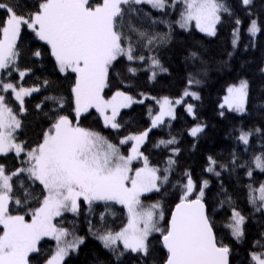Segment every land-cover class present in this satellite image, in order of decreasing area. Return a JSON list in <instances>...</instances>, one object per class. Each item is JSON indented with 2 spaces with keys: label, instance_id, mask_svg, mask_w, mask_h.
<instances>
[{
  "label": "snow or ice",
  "instance_id": "obj_1",
  "mask_svg": "<svg viewBox=\"0 0 264 264\" xmlns=\"http://www.w3.org/2000/svg\"><path fill=\"white\" fill-rule=\"evenodd\" d=\"M239 4L249 17L246 31L252 39L245 45L247 50L255 47L264 24L252 10L254 0H239ZM178 6V19H168ZM152 10L160 15L154 17ZM0 12V157L11 154L19 162L11 171L0 163V264H32L33 259L44 255L42 242L46 240L54 241L55 248L43 264H66L86 239L77 234L76 220L71 228L64 225L66 214L76 218L83 215L87 235L110 254L111 260L97 258V264H127L130 258L137 264H232L234 247L219 236L214 217L220 210L230 213L221 227L238 245L246 239L248 217L236 206L221 177L243 169L250 181L244 186L247 202L264 218V182L254 186V173L264 174V143L258 154L251 152L247 159L236 148L227 161L211 155L206 158L203 172L219 182L211 211L207 199L210 179L194 178L192 171L185 169L173 180L181 151L175 147V136L153 145L171 153L163 167L152 165L141 151L152 129L165 124V117L177 118V106L184 105L187 114L197 120L195 105L185 98L201 99L199 92L192 90L203 83L198 77L207 75L201 53L193 50L185 57L192 71L175 100L145 93H139L142 98L137 99L119 87L110 98L105 92L111 90L113 80L131 86L121 76L120 65H124L129 79L145 72L149 73L148 80L155 82L158 75L168 73L159 50L172 42L177 27L185 32L194 27L215 37L227 16L235 25L231 33L235 50L241 41L243 21L228 0H0ZM160 24L168 30L157 31ZM25 32L47 48L54 71L70 82L69 96L50 79L23 86L21 82L32 73L31 68L21 69L19 63L26 55L20 47ZM42 47L27 54L40 60L45 55ZM227 56L231 59L233 52ZM259 71L264 74V67ZM13 73H18V81L11 79ZM42 89L49 94L36 104V115L48 123L38 142L29 146L18 136L24 126L20 117L28 112L25 98ZM226 92L219 107L241 116L247 114L249 80L240 78ZM147 99L159 105L154 115L151 108L148 110L151 126L124 136L118 143L81 126V117L87 118L94 109L104 128L119 132L123 127L118 119L121 109L144 104ZM69 103L71 116L65 114ZM258 107L264 108V104ZM219 115L224 117L225 112ZM205 128V124L196 123L188 134L199 138ZM238 132L235 139L244 146L243 154L251 151V137L260 134L264 140L260 127ZM129 144L125 154L121 146ZM134 162L140 166L134 167ZM169 189L177 191L178 202L166 215L162 200ZM154 193L161 199L146 203ZM117 205L126 212V222L118 228L113 227ZM252 249L245 264H264V231L253 241Z\"/></svg>",
  "mask_w": 264,
  "mask_h": 264
},
{
  "label": "trees",
  "instance_id": "obj_2",
  "mask_svg": "<svg viewBox=\"0 0 264 264\" xmlns=\"http://www.w3.org/2000/svg\"><path fill=\"white\" fill-rule=\"evenodd\" d=\"M236 13L243 21L241 25V41L237 48L233 50L231 45V33L234 23L228 22L229 18L224 16L222 25H218L217 35L215 37L206 36L193 28L191 32H185L178 27L173 33L172 42L167 47L159 50V58L162 64L168 68V73L157 76L155 82L148 80L149 73L141 72L137 77L129 79L124 65L119 66L121 76L125 78L126 83L130 87H124L118 80H113L111 90L106 89V96L110 97L117 87L133 95L137 99H141L139 93H145L150 97L161 98L168 96L170 98H178L181 96L185 86L189 71H192L189 62L185 57L189 51H199L205 61L207 75L198 77L203 79V83L199 86L194 85V91H198L201 99L193 100L191 97L185 98L187 103L195 105L197 120H193L185 111L184 105L177 106L175 120H166L164 125L152 129L149 133L146 144L142 147V151L149 157L152 165L163 167V162L171 155L167 149L154 148L160 139H169L175 136L178 144L175 147L180 148V155L176 157L178 160L177 171L173 175V180L179 179L181 173L185 169L192 171L194 178L203 176L211 180V187L207 193L210 211L213 210L215 204V194L218 188V181L214 176L203 172L206 165V158L211 155L218 160L227 161L229 153L236 148L242 153V157L247 159L251 152L259 153L261 144L260 134H256L250 139L251 151L243 154V145H238L235 137L239 134L238 130L243 128L245 131L254 127L264 129V108L258 107L264 104V74L259 69L264 67V30L258 33L255 38V47H249L245 50V45L252 39L246 29L249 25V17L239 4V0H228ZM147 7V6H146ZM172 12L168 19H178L177 12ZM253 12L259 17L261 24H264V0H254ZM153 16H159L160 13L152 10ZM0 15H3L0 12ZM157 31L166 32L168 29L165 25L156 26ZM20 47L26 55L20 60L21 69L31 68L32 73L24 78L21 83L25 87H30L41 83L44 79L56 81L59 91L64 95L70 94V82L65 81L59 73L54 71V61L47 55V48L42 47V42L36 41L28 32L22 33ZM42 47L45 55L40 59L28 55L30 51ZM233 52L231 59L227 53ZM39 78V79H38ZM240 78H246L250 82L249 103L247 114L241 116L235 112H230L219 107L223 103V97L227 94L226 89L229 85L237 83ZM12 80L18 81V73H13ZM49 92L41 90L40 93H33L31 97L25 98V106L28 109L27 114L20 118L24 122L23 128L18 133L19 139L27 141L28 145H34L38 142L39 134L43 128L47 127V121L40 119L36 113V104L43 100ZM14 108H18L15 101H10ZM149 108L152 109L153 115L159 111V105L153 99L145 100L144 104H133L131 108L123 109L118 119L123 124L119 132L106 129L102 120L99 118L95 110H91V114H86L87 118L81 117V126L98 131L114 143H118L119 139L128 134L140 133L151 126V118L148 114ZM225 112V116L221 117L219 113ZM65 114L72 115L71 104L66 106ZM196 123L206 125L204 133L199 138L191 137L188 132ZM235 129V131H234ZM195 144V147L193 145ZM172 147V146H170ZM0 162L5 164L8 170H13L19 166V162L11 158L0 157ZM225 187L232 194L236 206L248 217L245 225L246 239L242 244H236L227 234V230L222 228V224L226 222L230 215L226 210H220L215 215L218 226V234L224 239L225 243H230L234 247V254L231 257L232 264H245L248 258V252L252 249V243L264 231V218L260 213H254L252 206L247 202V189L244 187L248 184L249 178L244 174L243 169H237L236 172H225L222 174ZM254 186H258L260 182H264V174L254 173ZM178 193L174 189H169V193L163 197L162 202L165 204L166 215L175 203L178 202ZM161 199L160 194H151V201ZM118 213L113 227L118 228L122 222H126V212L121 206H116ZM76 220L77 234L85 236V243L80 246L77 253L71 254L66 264H97V258L104 261L111 260V256L102 248L99 241L90 235H87V222L83 215L79 218L66 214L64 225L71 228V222ZM43 243V253L39 259H33L32 264H43L47 255H50L55 248V242L46 240ZM159 255V254H157ZM127 264H137L134 258H130Z\"/></svg>",
  "mask_w": 264,
  "mask_h": 264
},
{
  "label": "rangeland",
  "instance_id": "obj_3",
  "mask_svg": "<svg viewBox=\"0 0 264 264\" xmlns=\"http://www.w3.org/2000/svg\"><path fill=\"white\" fill-rule=\"evenodd\" d=\"M194 28V27H193ZM227 93V92H226ZM106 98H110V97H107L106 96ZM170 98V97H169ZM179 98V97H178ZM171 99H173V100H175V99H177V98H171ZM180 106V105H179ZM177 108V107H176ZM123 109H121V111H122ZM102 120V119H101ZM166 120H170V118H168V117H165V121ZM171 121V120H170ZM103 135V134H102ZM106 137V136H105ZM110 140V139H109ZM111 141V140H110ZM113 142V141H112ZM130 144L129 145H124V146H121V148H122V151L125 153V154H127V151H128V149L130 148ZM141 151H142V148H141ZM1 163V162H0ZM140 166V164L138 163V162H134V167H139Z\"/></svg>",
  "mask_w": 264,
  "mask_h": 264
}]
</instances>
